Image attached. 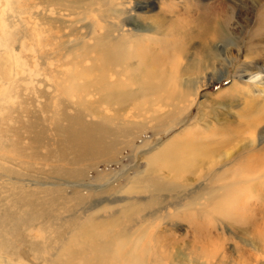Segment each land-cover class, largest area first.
I'll return each instance as SVG.
<instances>
[{
	"label": "rangeland",
	"instance_id": "374dc122",
	"mask_svg": "<svg viewBox=\"0 0 264 264\" xmlns=\"http://www.w3.org/2000/svg\"><path fill=\"white\" fill-rule=\"evenodd\" d=\"M128 1L0 0V264H264V0Z\"/></svg>",
	"mask_w": 264,
	"mask_h": 264
},
{
	"label": "bare ground",
	"instance_id": "6f19581e",
	"mask_svg": "<svg viewBox=\"0 0 264 264\" xmlns=\"http://www.w3.org/2000/svg\"><path fill=\"white\" fill-rule=\"evenodd\" d=\"M124 2H128L129 3V1L128 0H124ZM119 12H120V10H119ZM126 18L128 19V20H132V19H134V16H131V15H127L126 16ZM212 19H214L213 17H211V16H207V17H204V21H206V22H209V21H211ZM219 19V18H218ZM213 22V21H212ZM217 22L218 23H216V25H215V27L213 26V28H212V26H209L208 28L206 27V33H207V35H209L210 37H207V38H205V43L204 44H207V45H210L209 47L211 48V50H210V55L209 56H207V59L205 60V66L207 65V67H212V68H214L215 67V62L213 63V61H214V59H215V57L212 55V54H215V56H216V60L215 61H218V66H219V69H217V71H220V72H225V69L229 66V64L232 62V60H233V58L231 57V56H228V55H225L223 58H221V55H216V53H218V52H220L219 50H221L220 48H221V45H224V49H225V42H228V45H227V49H228V52H229V46L230 47H233L234 45H230V38L228 37V33L227 32H225L224 30L225 29H223V27L220 25V23H219V20H217ZM204 23V22H203ZM136 24V23H135ZM135 26H137L136 28H134V30H135V32H137V33H143V32H146L147 31V29H140V28H138V24H136ZM219 28H221V30H222V33H221V30H218ZM201 29V28H200ZM198 35H200V36H203V31H201V32H199L198 33ZM217 37H218V39L220 40L217 44L215 43V40L217 39ZM227 39V40H226ZM164 46H163V49H162V51L163 52H166V53H170L171 51H172V48H171V43H165L164 42V44H163ZM218 47H220V48H218ZM223 48V47H222ZM150 50L148 51V53H150V52H152L153 51V59L150 61V62H148V64H149V66H151L150 67V69L146 72V77L147 78H151L153 75H154V73H155V70H156V67H157V65L161 62V59H162V55L163 54H160V52H157V53H154L155 52V50L154 49H152L151 47L149 48ZM152 49V50H151ZM170 51H169V50ZM226 49V50H227ZM218 52H217V51ZM225 50V51H226ZM163 52H161V53H163ZM232 54V53H231ZM222 55H224V54H222ZM208 62V64H206ZM214 70V69H213ZM223 74V73H222ZM219 76V75H218ZM217 76V77H218ZM222 76V75H221ZM220 76V77H221ZM216 76H215V78H209V79H207V78H204L203 79V81H198L197 80V78L196 79H194V80H192V81H188V83H189V85H185V84H183V82H182V80L180 79V78H178L177 77V79H178V81L176 82V84H175V90L177 91V90H181L182 88H186V89H188V90H185L184 92H182L181 94L183 95L182 96V101L184 102V103H188V102H190V96H194L195 97V102L198 100V98H199V95H200V92L203 90V89H205V88H207L208 86H210V85H212L213 83H214V80L217 78ZM193 82V83H192ZM168 91H170V90H168ZM170 92H172V94H174L175 92L173 91V90H171ZM191 105H192V103H190ZM97 236H98V234H97V232L95 231V232H93V233H88V232H85V233H83L82 234V238L86 241V242H91L92 240H95V239H97ZM83 240V241H84ZM84 241V242H85ZM107 250H108V247L106 246V244H97L95 247H94V252L95 253H97V257H100V256H103L105 253H107ZM77 255H80L81 256V254H77ZM73 256H75V255H73ZM84 261H89L90 260V262L92 261V258H88L87 260L86 259H83Z\"/></svg>",
	"mask_w": 264,
	"mask_h": 264
}]
</instances>
